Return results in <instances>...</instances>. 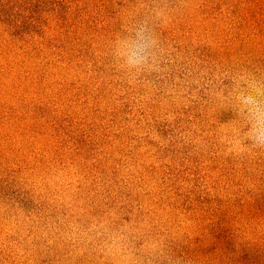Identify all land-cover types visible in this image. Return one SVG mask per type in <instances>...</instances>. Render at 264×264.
<instances>
[{"label":"rangeland","instance_id":"1","mask_svg":"<svg viewBox=\"0 0 264 264\" xmlns=\"http://www.w3.org/2000/svg\"><path fill=\"white\" fill-rule=\"evenodd\" d=\"M0 264H264V0H0Z\"/></svg>","mask_w":264,"mask_h":264},{"label":"clouds","instance_id":"2","mask_svg":"<svg viewBox=\"0 0 264 264\" xmlns=\"http://www.w3.org/2000/svg\"><path fill=\"white\" fill-rule=\"evenodd\" d=\"M130 63H132V64H135V63H138V61L137 60H131L130 59V61H129Z\"/></svg>","mask_w":264,"mask_h":264}]
</instances>
